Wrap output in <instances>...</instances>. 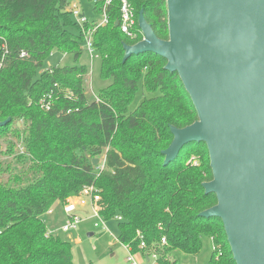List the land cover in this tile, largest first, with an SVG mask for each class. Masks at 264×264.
Returning <instances> with one entry per match:
<instances>
[{
	"label": "trees",
	"instance_id": "trees-1",
	"mask_svg": "<svg viewBox=\"0 0 264 264\" xmlns=\"http://www.w3.org/2000/svg\"><path fill=\"white\" fill-rule=\"evenodd\" d=\"M71 1L0 0V121L10 118L0 126V157H7L0 158V264H73L71 243L44 216L56 207L62 214L64 201L86 187L99 196V217L117 220L118 241L137 251L139 231L142 252H154L157 264H176V249L198 253L203 237L213 245L206 264H235L221 219L200 215L216 203L202 186L212 179L205 143L190 141L163 164L170 126L197 119L181 80L152 51L123 59L124 45L142 39L141 9L156 36L168 38L166 0H127L133 35L119 28V0H89L96 17L105 10L102 25L81 8L87 20L78 23ZM88 30L99 77L109 81L92 98L84 91L87 66L78 62ZM53 52L75 63L45 68ZM139 85L151 95L129 111Z\"/></svg>",
	"mask_w": 264,
	"mask_h": 264
},
{
	"label": "water",
	"instance_id": "water-1",
	"mask_svg": "<svg viewBox=\"0 0 264 264\" xmlns=\"http://www.w3.org/2000/svg\"><path fill=\"white\" fill-rule=\"evenodd\" d=\"M166 6L168 38L156 36L141 9L142 39L124 45L123 59L149 50L177 73L197 119L170 126L163 164L184 144L204 142L212 179L202 186L216 203L200 215L221 219L235 264H264V0H166Z\"/></svg>",
	"mask_w": 264,
	"mask_h": 264
},
{
	"label": "rangeland",
	"instance_id": "rangeland-1",
	"mask_svg": "<svg viewBox=\"0 0 264 264\" xmlns=\"http://www.w3.org/2000/svg\"><path fill=\"white\" fill-rule=\"evenodd\" d=\"M83 10L88 19L94 17L97 21L100 20L99 16H95L92 12V2L89 0H72ZM69 10V5H68ZM76 18V17H75ZM76 32V30H73ZM80 64H85L88 69L87 77L84 81V91L88 98L96 97V91L98 88L107 85L108 80H102L99 77L100 70V58L96 55L90 58L88 53L83 50L82 55L78 61ZM75 61L71 54H62L59 52H53L52 55L43 63L44 67L52 65H72ZM42 69L39 70L41 72ZM149 92L144 91L141 85L137 91L134 99L129 105V111H132L141 102L144 96H150ZM7 158V157H0ZM192 158V157H191ZM102 161V159H101ZM196 160H192L195 163ZM86 196V195H84ZM88 198V195L86 196ZM87 200L86 204L83 203L78 208L77 213L80 216V221L77 224V228L69 232H62L60 229L56 233L64 240L71 243V254L73 258V264H130L126 257L128 251L126 247L121 244L117 239L118 229L117 220L112 219L101 222V218L94 215V211L90 202ZM54 213L49 215L46 223L48 228L54 229L59 227L64 215L60 214L56 207L52 208ZM59 214V216L57 215ZM94 222H98L100 227H94ZM92 233V235H88ZM213 248L212 242L208 237L202 238V247L196 254H187L178 249L172 252V258L176 264H206L209 260L211 250Z\"/></svg>",
	"mask_w": 264,
	"mask_h": 264
},
{
	"label": "built area",
	"instance_id": "built-area-1",
	"mask_svg": "<svg viewBox=\"0 0 264 264\" xmlns=\"http://www.w3.org/2000/svg\"><path fill=\"white\" fill-rule=\"evenodd\" d=\"M110 0H106L105 4H108ZM69 10L71 11L72 15L76 17L75 19L77 20L78 23L82 24L84 23L87 19L85 16L81 15V9L75 4L74 1H71L69 4ZM107 22V14L105 10L103 9L101 15H100V20L97 21L98 25H102ZM135 25V18H134V11L133 8L130 6L129 2L127 0H119V28L120 30L125 33L126 35H133V26ZM93 30H88L85 34V49L86 52L89 54L90 58H93L96 56V53L94 52L93 46H92V34ZM26 53L24 51L21 52L20 56H25ZM3 57V55H2ZM1 57L0 59V66L3 63V58ZM46 108H48L46 106ZM93 187H86L82 189L78 195L72 196L67 198L64 203L61 206L62 209V214L64 215V222L61 223L59 226V229L62 232H69L71 230H74L77 228V224L80 221V217L76 214L75 210L78 206L82 205L83 203L86 204L87 198L86 196L88 195V200L92 206V209L94 211V215H98V207L96 204V201L99 200L98 195H93ZM86 195V196H84ZM87 198V199H88ZM54 211L51 208L48 210L44 216L45 220L48 219V216L53 214ZM117 219H121L120 216L117 217ZM104 220H101L102 223ZM94 227H100V224L98 222H94L93 224ZM48 232H51V230H48ZM137 236L139 237V242H138V250L137 251H132L131 247L129 245H124L128 251V255L126 257V260L130 264H157L156 259L157 255L154 252H149L146 254V252H142L145 249V243H144V238L143 235L139 232L136 231ZM161 244H165V238L162 237L160 239Z\"/></svg>",
	"mask_w": 264,
	"mask_h": 264
},
{
	"label": "crops",
	"instance_id": "crops-1",
	"mask_svg": "<svg viewBox=\"0 0 264 264\" xmlns=\"http://www.w3.org/2000/svg\"><path fill=\"white\" fill-rule=\"evenodd\" d=\"M94 18H95V17H94ZM78 208H83V207H79V206H78V207L76 208L75 212H76L77 215H78V213H77V209H78ZM78 217H80V216L78 215ZM88 234H89V233H88ZM91 235H92V233H91Z\"/></svg>",
	"mask_w": 264,
	"mask_h": 264
}]
</instances>
